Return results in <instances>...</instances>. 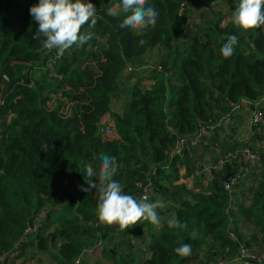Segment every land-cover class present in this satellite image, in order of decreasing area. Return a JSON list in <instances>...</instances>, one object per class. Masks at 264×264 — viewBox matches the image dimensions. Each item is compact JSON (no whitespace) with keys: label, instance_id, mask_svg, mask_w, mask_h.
I'll use <instances>...</instances> for the list:
<instances>
[{"label":"trees","instance_id":"16d2710c","mask_svg":"<svg viewBox=\"0 0 264 264\" xmlns=\"http://www.w3.org/2000/svg\"><path fill=\"white\" fill-rule=\"evenodd\" d=\"M204 1L223 0H146L159 16L156 26L141 36L120 27L123 15L109 14L119 0H90L98 22L93 29L82 26L81 34L91 31L93 38L58 56V49L43 47L44 37L32 39L38 24L29 9L39 0H0V264H7L15 251L21 257L18 251L30 246L50 258L48 264H73L99 240L112 264H134L132 236L143 231L148 253L145 257L146 251L137 248L145 257L140 264L230 261L241 245L249 250L261 245L264 251V130L252 137L263 142L261 152L252 147L261 165L248 171L232 192L225 178L240 165L225 158L251 147L242 139L225 141L240 113L196 146L186 144L182 153L171 154L179 136L188 139L201 125L217 123L231 112L232 102L264 96V25L242 30L230 21L223 24L224 17L217 14L197 20L194 9ZM231 35L239 41L234 54L224 58L220 49ZM141 39L146 41L142 46ZM155 48L162 53L151 65V87L144 88L138 79L123 91L125 82L140 74L126 75L125 70L140 68ZM16 77L31 83L18 82L6 93L9 79ZM121 94L126 97L123 110L112 114L116 136L108 138L100 129ZM101 153L116 157L113 179L125 194L139 197L141 186L151 181L155 194L149 201L159 196L169 204L170 218L186 227L170 228L162 211L158 228L143 219L123 230L118 224H101L97 193L82 190L86 167L95 169ZM206 163L208 187L201 179L197 189L188 187L183 179L197 173L200 178ZM42 212L45 223L22 240ZM52 222L57 225L50 230ZM184 243L192 247L188 257L174 251Z\"/></svg>","mask_w":264,"mask_h":264},{"label":"clouds","instance_id":"9594fccd","mask_svg":"<svg viewBox=\"0 0 264 264\" xmlns=\"http://www.w3.org/2000/svg\"><path fill=\"white\" fill-rule=\"evenodd\" d=\"M32 19L38 24L33 40L44 37L45 49H58L57 55L73 45L83 46L93 38L91 31L81 34V28L88 25L89 29L97 25V8L90 0H39L37 5L30 9ZM108 12L112 16L123 15L121 28H129L138 35H143L150 27L157 24L159 12L146 0H119ZM230 22L239 29L248 30L264 25V0H239L233 11ZM239 37L231 35L226 39L220 52L224 58H230L238 44ZM140 45L146 43L139 41ZM99 161L94 169L91 165L86 167L85 180L87 187L83 191L97 193V216L101 224H118L121 230L129 225H136L138 221H150L157 228L161 225L158 208H163L160 200L150 202L147 195L133 197L125 194L123 186L113 179L117 172L115 156L101 153L97 156ZM170 228L186 227L176 217L167 220ZM180 257L191 255L192 247L188 243L175 248ZM77 264L79 261L77 260Z\"/></svg>","mask_w":264,"mask_h":264},{"label":"rangeland","instance_id":"374dc122","mask_svg":"<svg viewBox=\"0 0 264 264\" xmlns=\"http://www.w3.org/2000/svg\"><path fill=\"white\" fill-rule=\"evenodd\" d=\"M212 2V1H211ZM119 2H116L113 4L112 7H114L116 4H118ZM239 0H223L219 3H208V2H202V8L199 7L194 9V17L197 20H204L207 18H210L213 15H219V16H223L224 17V21L223 24H226L230 21V17L233 13V11L235 10V7L238 5ZM161 50L159 48H155L153 50H151L144 59V63L140 68L137 69H132L131 71L128 69L125 70V74L128 75L129 73L134 75V73H140L138 76H133V78H131L130 81L125 82V86L122 87V90L124 91L125 89H130V87L136 83L139 82L138 79H141V86H143L144 88H150L151 84H152V64H155V62H157L158 58L161 55ZM41 74V71L38 70L35 72V77L38 78L39 75ZM53 74V72H52ZM125 95L121 94L119 97H116L112 103V108H111V114H108L105 119H104V124L105 125H112L113 123V118H112V114L113 113H119L121 114L122 110H123V102L125 100ZM242 117H240V119L238 120V123L236 125H234L235 131H232L233 128L231 129L230 133H233L232 137L229 138L228 136H230L231 134H229L228 136L225 135V141L227 142H231L233 143L234 140L236 141H240L239 139H242L241 142H245L251 145V147L254 146V148H256L257 151L261 152V149L263 148V142L259 139H252V137L255 134L261 133L264 130V121L263 123H261L260 127H258L256 130L254 129H250L249 125H248V115L244 112V115H241ZM229 129V127H228ZM264 134V133H263ZM242 147V146H241ZM239 147V148H241ZM215 149H217V153H220L219 149L214 147ZM261 165L260 163V159L258 158L255 162L251 163L248 166L249 169V173L251 170H254L255 167ZM210 166V163H206L205 164V168H208ZM261 168V167H260ZM183 173H184V169ZM261 171V169L258 171V173ZM196 177H190V178H184L183 180H185V184L188 187H194L196 186L197 182L199 181L198 179H201L203 181L204 186L208 187L209 184V177H211L210 174V170H206L205 173L202 174V176L199 178L198 173L197 175H195ZM198 180V181H197ZM199 184V183H198ZM191 185V186H190ZM256 185V183H255ZM204 189V188H203ZM156 200H160L162 201V199L157 196ZM250 199H248L249 201ZM154 201V202H155ZM163 202V201H162ZM164 203V202H163ZM169 204H165L164 203V207L163 208H158L156 211L157 213L159 211L163 212L162 215V221L167 220L170 218V216L173 213L167 214V209H168ZM42 215L38 216V220L36 221L37 223L40 224H44L45 223V218L46 215L45 213H41ZM55 216L52 217L50 219L51 221H55ZM56 223L52 222L51 224V228L50 230L54 229L56 227ZM147 229V228H146ZM253 228L246 229V231L252 230ZM250 232V231H249ZM122 240V238H119V241ZM132 240L134 242V257H135V261L137 260L138 263L135 264H140V259L143 260L148 253V250L146 251L145 257L144 255L142 256H138V249L137 248H141L143 246H148L147 242H148V234L147 231H143V233L138 234V235H134L132 236ZM108 244V243H107ZM260 244V242L258 243ZM108 246V245H107ZM263 246L261 245H253L251 248L256 249V250H251V251H256V252H260ZM18 253H20L21 257H16V251L14 253L11 254V257L13 258L12 262H8L7 264H48L50 262V258H47L46 256H44L37 248H34L32 246L30 247H25L23 250H19ZM95 256H97L96 254L92 255L89 257V259H92L93 264H97L98 258H96ZM138 256V257H137ZM125 260H123L124 262Z\"/></svg>","mask_w":264,"mask_h":264},{"label":"built area","instance_id":"2783aa9c","mask_svg":"<svg viewBox=\"0 0 264 264\" xmlns=\"http://www.w3.org/2000/svg\"><path fill=\"white\" fill-rule=\"evenodd\" d=\"M47 50H52V49H47ZM132 69L133 68L129 67L130 71ZM263 105H264V96L257 100L242 99L240 102H236V103L232 102L231 112L223 116L217 123H209L206 125H201L197 133L192 135L188 139L186 137L179 136L171 154L182 153V149L186 144H190L191 146H196L200 141V138H202V136L207 135L209 131L214 130L216 126L227 124L230 121L232 115L237 112L240 113L241 115H244L245 112L248 115V125L250 129L253 126L260 125L264 121ZM100 132L102 135L108 138L116 136L115 131L111 125L103 124V126L100 129ZM232 158L237 160L240 167L238 171L235 172L236 174L233 175L234 177L233 176L231 177V181L230 182L228 181V183L226 184V187L229 190V192H232L233 185L239 183V181L243 177H245L246 173L249 171L248 166L259 158V153L252 147H249L246 149L239 150L236 153H231L225 159L226 161H228ZM224 162L225 161H222L220 163V166H222ZM215 168H217V165L215 166ZM207 169L209 170L210 167L206 168L205 171ZM154 194L155 192H154L153 183L151 181H147L141 186L139 197L147 195L148 199H150ZM38 227H39L38 223H34L32 225L29 224L25 229V232L22 236V240L27 241L28 236L31 233H34ZM230 235L233 239H236V236L233 233H230ZM91 248L92 247H90V249ZM86 250L87 248L81 251V253L76 257L73 264H77V260L79 261V264H82L84 259V253ZM263 262H264V251H260V252L250 251L245 246L241 245L238 253L232 260L230 261L219 260L218 262L209 263V264H262Z\"/></svg>","mask_w":264,"mask_h":264},{"label":"crops","instance_id":"0c3cea01","mask_svg":"<svg viewBox=\"0 0 264 264\" xmlns=\"http://www.w3.org/2000/svg\"><path fill=\"white\" fill-rule=\"evenodd\" d=\"M208 179H210V177ZM247 203H250V200L249 201L247 200ZM104 245H105V243H103V241H101V240L98 241V244L97 245H94V244H93V246H92V244L90 246L88 245L86 247L87 250L84 253V259H83L82 264H93L92 259H89V257L92 256V255H94V254L97 255L95 257L98 258V260H99V261H97V264H112V262L107 257L103 256V254H102V249H103V246ZM147 245H148V242H147ZM90 247H92V248L90 249ZM146 249H147V247L146 246H143V247L140 248V251L143 252V254H144L145 251H146ZM137 255L139 256V254H137ZM12 260H13V258H10L9 262H12ZM135 263H138L137 260L135 261Z\"/></svg>","mask_w":264,"mask_h":264},{"label":"water","instance_id":"95a60500","mask_svg":"<svg viewBox=\"0 0 264 264\" xmlns=\"http://www.w3.org/2000/svg\"><path fill=\"white\" fill-rule=\"evenodd\" d=\"M155 64H157V62H155ZM18 82L31 83V81H30L29 78L23 79L22 77H16V78H14V79H9V86H8V88L6 89V93L9 92V91L12 89V87H13L16 83H18ZM232 175H233V173H232V174H228V175L226 176V178H225V182H226V184H227L228 181H229V177L232 176Z\"/></svg>","mask_w":264,"mask_h":264}]
</instances>
